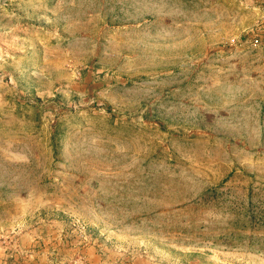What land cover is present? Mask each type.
<instances>
[{"label":"rangeland","instance_id":"374dc122","mask_svg":"<svg viewBox=\"0 0 264 264\" xmlns=\"http://www.w3.org/2000/svg\"><path fill=\"white\" fill-rule=\"evenodd\" d=\"M0 264H264V0H0Z\"/></svg>","mask_w":264,"mask_h":264}]
</instances>
